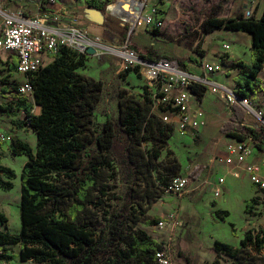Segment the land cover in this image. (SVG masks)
Wrapping results in <instances>:
<instances>
[{
	"label": "trees",
	"instance_id": "16d2710c",
	"mask_svg": "<svg viewBox=\"0 0 264 264\" xmlns=\"http://www.w3.org/2000/svg\"><path fill=\"white\" fill-rule=\"evenodd\" d=\"M86 2L99 11L108 5L100 0ZM217 29L242 31L252 36L251 63L242 60L234 63L242 72L236 79L238 94L248 97V91H255L264 67V8L260 17L256 12L250 17L244 13L221 16L210 12L195 36L197 48L206 35ZM121 34L126 38L124 31ZM198 49L204 57L206 52ZM145 57L152 60L160 56L150 50ZM84 60V54L60 48L52 62L28 74L34 89L33 100L17 95L19 84L14 92L8 83L4 84V91H11L13 99L3 109L10 114L17 111L26 114L25 120L15 123L19 128L33 129L36 150L18 137L11 138L12 155L27 157L21 171V228L17 233L0 229V248L19 244V257L25 264H158L156 253L164 243L137 224L144 220L145 203L158 198L157 189L164 191L168 181L180 175L176 174L178 161H174L175 168H169L168 173L153 174L174 127L153 112L147 90L141 99L117 91V116H106L97 127L95 104L104 84L101 79H90L78 72ZM179 62L187 66L184 60ZM10 69L16 70V66ZM126 70L138 71V68ZM189 89L201 100L207 87L193 84ZM35 105L41 107L38 115L34 113ZM247 116L245 108L235 102L221 132L241 141L250 138L257 150L264 152V127L246 123ZM147 143L151 144L150 148L143 146ZM118 164L128 185L123 196L110 183L120 175ZM202 171L203 167L195 166L191 176L196 178ZM16 176L13 168L0 164V192L10 191ZM105 197L113 199L115 205L106 202ZM256 203L255 198L247 201L245 212L251 214ZM225 213L229 215L228 211ZM216 215L225 221L220 210H216ZM153 223L156 220L149 222ZM230 225L236 234L235 224ZM249 245L264 250V233L248 229L240 239L241 249L215 240L211 251L215 257L227 256L234 264H244L241 250ZM0 257L12 261L17 255L2 252Z\"/></svg>",
	"mask_w": 264,
	"mask_h": 264
},
{
	"label": "rangeland",
	"instance_id": "374dc122",
	"mask_svg": "<svg viewBox=\"0 0 264 264\" xmlns=\"http://www.w3.org/2000/svg\"><path fill=\"white\" fill-rule=\"evenodd\" d=\"M81 1L84 7V10L81 9L83 19L93 23L94 26H103V33L100 35H114L113 32L116 33V36L121 40L119 46L126 45L125 39L128 38L130 42L127 45L130 48H135L140 54L145 55L152 48L159 56L181 59L189 63H193L190 60L191 56L196 61L200 57L196 51L198 40H195V36L200 33V24L210 12L215 11L221 16H235L239 13H245L249 9L255 13L262 3V0H254L253 3H248L247 0H151L153 5L159 7L164 20L163 27L158 30V33H155L151 28L144 30L141 26L136 27L130 34L129 30H124L125 38L118 32V28L123 29L124 23L107 9L108 5L116 3L117 0H100L108 3L104 11L89 7L86 0ZM3 7L0 5V11L4 10ZM1 20L2 13L0 12V25ZM109 24L111 25L109 26ZM77 26L86 30L90 36H96V31L91 30L90 26ZM226 31L228 33L207 39L206 44L204 41L198 50H203L207 46L208 57H212V49H219L223 42H227L231 45L230 52L249 62L252 53L245 42V38L236 35L235 31ZM0 57L5 59L2 54ZM54 58L55 56H45L43 65L52 62ZM84 58V65L78 68V72L90 79H101L104 84V89L98 95L95 104L94 114L97 127L104 122L106 116H117V91L123 90L126 97L137 99H141L145 94L144 78L139 71H127L128 66L119 55L106 50L88 55L84 54ZM24 79L25 76L9 69L5 63L0 64V89L3 94L5 93V83H8V87L14 92L15 86H18ZM255 90L256 99L251 98V101L256 108H263L264 110V71L260 74V81L255 86ZM8 94L13 98L11 91ZM207 94L206 100L212 97L215 99L217 96L221 97L219 95L221 93L218 95ZM9 102L0 104V137L10 138L7 141L0 140V164L13 168L17 176L13 180L14 187L10 191L0 192V229L17 233L21 228V171L27 157L25 155H12L10 141L12 137H18L28 142L35 151L36 135L30 126L17 127L15 121L25 120V117L21 111L10 114L6 109H3L4 106L10 104ZM37 112H39L38 109L34 108V113ZM247 121L254 126H260L259 122L252 116H247ZM212 126L211 124L206 130L205 137L209 136L214 139L216 133ZM221 137V139L226 140L224 135ZM194 139V136L187 137L174 131L173 136L162 149V154L156 161V169L153 171L154 176H157L158 173H168L169 168L171 170L175 168L174 161H178L179 170L176 174L186 175L191 179L187 190L178 196L168 194L158 188V198L150 204L145 203L147 207L145 217L143 221L137 224V227L145 230L157 241L169 244L173 264H234L233 260L227 256L215 257L211 253L213 243L215 240H221L241 249L238 237H242L248 229H254L255 233L261 231L264 233V201L257 208V211H252L251 214L247 215L244 214L242 204L237 202L231 206L230 216L226 215L225 209L221 205L227 199L229 200L230 196L226 194L218 199L214 198L213 194L204 188L203 182L206 179L213 180L215 176H219V170L215 168L214 163L217 160L220 162L226 155L228 145L232 143V140H226L225 144L222 145L218 142L219 139L214 140V142L202 139L195 141ZM143 146L150 148L151 144L147 143ZM193 165L203 167V171L196 178L191 176ZM118 168L120 175H117L116 179L111 180L110 183L115 184L118 194L123 196L128 185L124 180L120 164H118ZM222 172L225 173V171ZM227 176V183H229L233 178L230 175ZM241 178L244 177L241 175L239 179ZM252 198H254L253 195ZM105 201L115 205V201L110 197H105ZM216 210L221 211V216L225 218V221L216 215ZM170 212L177 213L178 225L169 240L171 233L167 229H155V223L149 224V222L155 220L157 222ZM230 223L235 224L236 234H233ZM4 250L0 248V254L10 252L16 254L17 258L6 261L0 257V264H25L19 257V244L7 245ZM241 253L245 257L244 264H264V250H256L254 246L249 245L242 249Z\"/></svg>",
	"mask_w": 264,
	"mask_h": 264
},
{
	"label": "built area",
	"instance_id": "2783aa9c",
	"mask_svg": "<svg viewBox=\"0 0 264 264\" xmlns=\"http://www.w3.org/2000/svg\"><path fill=\"white\" fill-rule=\"evenodd\" d=\"M40 4L39 13L34 16H27L24 12L2 13L0 25V52L13 53L17 57L16 71L25 79L19 84L17 95L28 100L34 99V89L28 78V74L37 71L43 66L44 56H56L60 48H68L79 54H89L88 49L94 48L95 52L112 51L119 55L131 68H138L145 81L146 90L153 102V112L163 122L171 124L181 134L196 133L205 125V112L194 103L198 99L189 87L193 84H201L213 92L221 91L224 100L232 106L235 102L241 104L248 116L254 117L264 127V110L256 108L249 97H242L238 90L231 89L225 85L211 81L207 75L220 73L223 70L222 64L213 65L203 62L200 65L201 74H196L183 67L178 59L167 56H160L156 59H148L145 55L131 49L125 39L123 46H117L104 41L100 36H90L87 31L67 23L64 19V12L58 6L57 0H38ZM254 0H247L253 3ZM113 6V9L110 7ZM44 8V9H43ZM43 9V10H42ZM108 11L118 16L128 27L129 34L138 26L159 30L163 27L164 20L158 6L151 3V0H117L116 3L108 5ZM253 14L247 9L245 17ZM223 49L228 50L229 45L224 43ZM9 94H3L0 89V104L12 100ZM24 117L26 114L23 112ZM246 123L248 121L246 120ZM9 137L1 136L0 140L7 141ZM255 144L252 139L233 140L228 145L226 155L220 160L226 165L228 174L239 178L243 173L247 174L250 182L255 188L254 198L256 204L253 211L264 201V176L261 165L252 162ZM189 176L177 175L172 177L164 186L168 194L182 195L189 185ZM225 176L217 178L211 185L205 187L215 198H220L224 191ZM178 225V215L170 212L154 224L158 230L167 229L172 238L174 229ZM158 264H173L169 244L156 253Z\"/></svg>",
	"mask_w": 264,
	"mask_h": 264
},
{
	"label": "crops",
	"instance_id": "0c3cea01",
	"mask_svg": "<svg viewBox=\"0 0 264 264\" xmlns=\"http://www.w3.org/2000/svg\"><path fill=\"white\" fill-rule=\"evenodd\" d=\"M57 2H58V6H61L63 9L64 19L67 23H69L70 25L75 26V27H78L77 25L90 26V29L92 28L91 30L96 31V36H100L104 41H106L108 43L119 46L118 44H120L121 40L118 36H116V33H114L112 31L114 35H108V34H105V36H103V34L100 35L101 33H103V30H104L103 26H98V25L94 26L93 23H91L89 21H85L83 19V12L81 9L83 8V10H84V7H83V3L81 0H57ZM0 5H3L4 6L3 9L6 11H9V12L22 11L25 13L26 11H28L29 13H27V12H26L27 14L25 13L27 16L37 15L39 13V8H40V4H39L38 0H0ZM13 7H15V8H13ZM263 8H264V0H262V3L260 4V6H258V10L256 12V15L258 17L261 16V14L263 12ZM110 22H113V20H110ZM106 25H108V24H106ZM110 25L111 24H109V26ZM125 27H126V25L124 24L123 29L118 28V32L121 34V31H124V30L126 31ZM78 28L83 29L82 27H78ZM144 30H145V28H144ZM84 31H86V30H84ZM235 32H236V35L245 38V42H246V44L249 47V50L251 52V47H252V36H251V34L247 33V32H242V31H235ZM223 33H228V31H226V29H217V30L211 32L210 34L206 35L204 37L203 43L205 41V44H206L207 39H212V37L218 36V35L223 34ZM224 43H227V42H223L221 44V46H219V49H212V51H211L212 57L210 56L211 58L208 57L209 52H208V49L206 46L203 49L206 52V55L204 57L200 56L197 61L193 56H191L194 58V60L190 59L193 63H189L188 61H186L187 66L185 68H187L188 70H191L192 72H195L196 74H201L202 70L200 69V65L203 62H208V63H211L213 65L222 64L223 65L222 72L212 74V75H207L208 78L213 82L225 85L231 89L238 90L239 86L236 83V79L241 76L242 72H241L240 67L234 66V63L239 61V60H242L246 64H250L252 55H250L249 62L246 60H243L241 57H238L234 53L230 52L231 45L229 43H227L229 45V49L228 50L223 49L222 45ZM131 49L138 52L133 47ZM150 50H153V49L150 48L148 50L147 54H145L146 56H148ZM1 54L5 56V59H3V57H0V64L5 63L9 67V69L12 68V66H17V57L15 54L8 53V52H0V56H1ZM45 56H44V59H45ZM47 56H51V55H47ZM14 61H16V63ZM14 71L17 74H20L16 70H14ZM263 71H264V67L261 70V72H263ZM261 72L258 75L259 80H260ZM20 75H22V74H20ZM258 84H259V81L257 82V85ZM248 92H249L248 97L250 99L252 98L255 100L256 99V95H255L256 90L254 92H251V91H248ZM207 93H213V94H217V95L219 93H221V94H219V95H221V97L217 96L216 99L212 97V98L206 100V97L208 95ZM4 94H8V92H5ZM194 106L200 107L204 110V112H205V125L203 127H201L196 133H189V134H185L184 136H187V137L194 136L195 138H197V140L202 139L204 141H212V142H214V140H216V139H219L218 142L222 143V145L225 144L226 140H228V141L229 140H232V141L236 140L235 138H232V137H229V136L223 134L221 132V129H220L221 126L224 124V122L231 115V107L224 100V94L221 91L213 92L211 89L207 88L205 95L201 98V100L197 99L196 102L194 103ZM204 106H206V107H204ZM35 109H38V111H39L35 114L36 115L40 114L41 107L38 105H35ZM261 109H263V108H261ZM211 124L213 125L212 128H213L214 132L216 133V138H214V139L209 137V136L205 137V132L211 126ZM174 131L178 132L176 129H174ZM178 133L181 134L180 132H178ZM221 135H224V138H226V140L221 139L222 138ZM249 160L252 162H257L261 165L262 174L264 176V152L257 150V148L255 147L253 154L249 158ZM195 166L193 165L192 167L194 168ZM214 166L217 170H219V172H218L219 176L218 177L215 176L213 180H210V179H206V181L204 180V182H203L204 188L209 190L207 187H205L206 183L211 185L213 182H216L217 178L225 176L224 191H223L222 196H225L226 194H228L227 196H230V198H229V200L227 199L226 202H223L221 207L223 209H225V211H228L229 212L228 216H230L231 206L238 202V203L242 204L244 212H245V207H246L247 201L251 200V196L252 195L254 196L255 192H256L255 188L252 185V183L250 182L247 174L243 173L242 176L244 178H241V179L234 178L233 176L228 174V172L226 170V165L222 161H220V162L218 160L215 161ZM222 171H225V173H223ZM227 175H230V177L233 178L232 180L229 181V183H227V177H228ZM245 177H247L248 179ZM216 199H218V198H216ZM244 214L247 215L248 213L245 212ZM242 237H238L239 240ZM211 253H212V251H211Z\"/></svg>",
	"mask_w": 264,
	"mask_h": 264
},
{
	"label": "water",
	"instance_id": "95a60500",
	"mask_svg": "<svg viewBox=\"0 0 264 264\" xmlns=\"http://www.w3.org/2000/svg\"><path fill=\"white\" fill-rule=\"evenodd\" d=\"M88 53H89V54H93V53H95V49H94V48H89V49H88Z\"/></svg>",
	"mask_w": 264,
	"mask_h": 264
},
{
	"label": "bare ground",
	"instance_id": "6f19581e",
	"mask_svg": "<svg viewBox=\"0 0 264 264\" xmlns=\"http://www.w3.org/2000/svg\"><path fill=\"white\" fill-rule=\"evenodd\" d=\"M110 9H113V6H111Z\"/></svg>",
	"mask_w": 264,
	"mask_h": 264
}]
</instances>
